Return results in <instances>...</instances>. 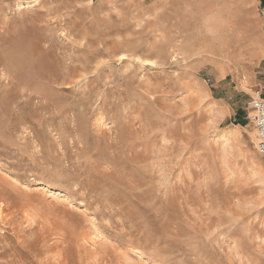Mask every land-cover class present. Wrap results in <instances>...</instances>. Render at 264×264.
I'll return each instance as SVG.
<instances>
[{"label":"rangeland","instance_id":"374dc122","mask_svg":"<svg viewBox=\"0 0 264 264\" xmlns=\"http://www.w3.org/2000/svg\"><path fill=\"white\" fill-rule=\"evenodd\" d=\"M259 89L261 0H0V264H264Z\"/></svg>","mask_w":264,"mask_h":264},{"label":"built area","instance_id":"2783aa9c","mask_svg":"<svg viewBox=\"0 0 264 264\" xmlns=\"http://www.w3.org/2000/svg\"><path fill=\"white\" fill-rule=\"evenodd\" d=\"M247 106L250 110L249 118L255 124L258 134L256 147L264 158V90H257L249 98Z\"/></svg>","mask_w":264,"mask_h":264},{"label":"bare ground","instance_id":"6f19581e","mask_svg":"<svg viewBox=\"0 0 264 264\" xmlns=\"http://www.w3.org/2000/svg\"><path fill=\"white\" fill-rule=\"evenodd\" d=\"M251 33H252V31H251ZM253 34H254V32L251 34V36H252ZM250 38H251V37H250ZM249 47L251 48V50L256 48L255 38L252 37V39H251V46H249ZM250 52H251V51H250ZM251 54H252V53H251ZM94 120H95V119H94ZM99 124H103V122L101 121V122H99ZM104 126H105V125H104ZM98 129H99V128H98ZM0 180H1V179H0ZM9 182H10V181H9ZM9 182H8V183H9ZM11 184H12V183H11ZM9 185H10V184H9ZM9 185H8V186H9ZM12 185H14V184H12ZM0 212H1V211H0ZM27 212H28V211H27ZM26 214H27V213H26ZM1 215H2V214H1ZM26 222H27V221H26ZM46 225H47V224H46ZM30 229H31V228H30ZM60 237H61V236H60ZM40 242H41V241H40ZM58 242H59V241H58ZM50 246H51V245H50ZM54 247H55V246H54ZM48 249H49V248H48ZM57 250H58V249H57ZM57 255H58V254H57ZM40 258H41V257H40ZM64 258H65V257H64ZM82 258H83V257H82ZM38 260H39V259H38ZM51 261H52V260H51ZM51 261H50V262H51ZM50 262H49V263H50Z\"/></svg>","mask_w":264,"mask_h":264},{"label":"trees","instance_id":"16d2710c","mask_svg":"<svg viewBox=\"0 0 264 264\" xmlns=\"http://www.w3.org/2000/svg\"><path fill=\"white\" fill-rule=\"evenodd\" d=\"M262 1V6L264 7V0H261ZM241 117V116H239ZM238 123L242 124V125H245L246 124V120L242 119V117L238 120Z\"/></svg>","mask_w":264,"mask_h":264}]
</instances>
